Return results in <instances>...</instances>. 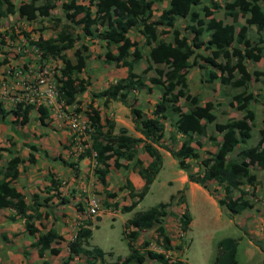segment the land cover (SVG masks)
I'll return each instance as SVG.
<instances>
[{
  "label": "trees",
  "instance_id": "16d2710c",
  "mask_svg": "<svg viewBox=\"0 0 264 264\" xmlns=\"http://www.w3.org/2000/svg\"><path fill=\"white\" fill-rule=\"evenodd\" d=\"M58 1L61 2L62 18L66 20H54L55 36L44 38L39 34L36 39H31L28 33L23 32L29 44L39 52L41 60L57 55L61 57L62 64L57 70L59 75L56 78L57 100L68 106L79 103L78 75L86 69L91 54L89 46L83 43L81 47L74 49L72 61L66 55V51L71 49L77 40L85 38L100 40L104 47L103 55L99 56L102 61L127 70L125 77L119 78L100 91L92 92V100L83 110L80 107L75 109L87 116L91 127L90 145L79 157H94L96 161L94 172L102 186L108 185L107 175L111 166L115 169L128 168L129 163L121 160L131 161L132 168L144 180L143 186L137 191L130 183L127 185L132 202L124 206L122 211H132L149 192L151 184L163 166L162 149L177 160L178 167L186 172L189 182L199 184L208 190L210 195H212L208 187L210 182L222 188L224 195L216 198V201L224 208L230 219L233 214L252 207L248 190L243 186L250 185L254 188L258 184V179L252 171L253 166L264 170V119L259 130V140L253 145H249L254 127L253 114L229 120L222 132L221 140L218 141L215 134L208 132L210 124L216 119L214 103L212 101L200 103L198 99H194L184 109L179 103L178 90L188 91L187 71L191 65H197L201 69L205 67L206 64L198 63L197 58L218 71L209 70V81L218 79L221 84L234 88L246 87L252 77L257 79L264 75V72L248 71L241 58L244 56L258 61L262 57L263 46L259 43H264V35L259 36L257 43L253 44L248 37V29L254 27L257 32H264V0H230L224 4L217 0H205L207 4L203 2L202 5V0H168L167 7L162 9L155 19H152L153 6L158 0H85L88 3L78 0H25L18 6L14 0H0V28L1 20L15 13L28 21H34L38 17L50 18L51 10ZM198 5L200 8L195 10L194 7ZM218 9H223L225 15L232 19L242 15L244 23L237 27L234 22H224L216 18L214 11ZM176 18L188 19L189 23L185 30L192 34L191 38L182 33ZM75 25H81L80 32L75 33ZM157 27L162 28L157 31ZM131 29H136L144 38L145 44L151 46L152 61L162 65L161 67L153 69L152 64H147L140 74L134 71L135 66L143 59V54L138 42L129 36ZM166 35L169 37L166 38ZM205 35L206 40L203 38ZM6 41L5 34L0 31V45H5ZM205 43L211 50L208 55L197 52ZM241 49L243 55L238 54L241 53ZM190 57H193L192 62L189 61ZM152 69L154 75L145 78L146 73ZM153 87L159 89L160 99L153 107L152 116L147 117L143 110L135 106L137 98L132 94L150 92ZM94 98H101L103 105L116 100L127 106L135 130L141 137L130 135L125 127L115 131L113 120L101 119V110L94 106ZM234 99L238 104L245 100L243 94L235 95ZM33 110L38 112L40 121L48 117V110L42 104L18 102L15 108L7 110L0 102V121H7V117L12 115L14 118L11 122L25 125L29 122ZM169 119L175 132L185 135L178 149H174L164 140L165 121ZM216 129L221 132L220 125ZM196 136H204L215 141V151L208 152L206 157L201 158L197 148L192 145V142L200 147L203 144ZM170 139L171 142L175 141L174 132L170 134ZM140 145L141 151L152 158L147 165L138 157ZM34 151L35 146H30L27 157L30 163L36 162ZM190 160L198 161V170L190 169ZM22 162L21 156L15 154L5 165L0 166V208L11 207L24 218L26 231L35 237L31 247H36L38 255L43 257L45 251L50 253L58 251L53 244L60 243L63 236L54 227L42 232L36 225L38 222L41 227L46 228L43 221L48 218V213L41 208L46 206L53 196L59 198L61 203L68 200L61 195L59 182L53 178L51 184L42 189L44 195L33 193L32 202L27 204L25 194L14 184ZM235 192L238 194L235 195ZM177 193L181 194L180 201L185 202L183 190L179 189ZM175 195L176 193L171 194L169 200H173ZM165 215L166 204L163 202L136 211L125 221L122 230L127 241L128 254L123 258L118 256L108 264H143L146 258L153 260L154 264H182L180 261L171 260L164 252L148 248L147 241H143L140 247L136 245L142 229L156 226L158 233H162L163 227L160 223ZM191 221L190 211L186 209L179 215L180 229L187 231ZM91 225L92 222L87 221L78 229L76 236L69 242V253L63 264H69L75 256L81 254L86 257L88 263L95 259L100 264H105L106 254L112 252H105L97 245H90ZM163 247L166 250L172 249L166 243H163ZM237 250V238L220 239L217 242L213 264H238ZM44 264L49 263L45 260Z\"/></svg>",
  "mask_w": 264,
  "mask_h": 264
},
{
  "label": "rangeland",
  "instance_id": "374dc122",
  "mask_svg": "<svg viewBox=\"0 0 264 264\" xmlns=\"http://www.w3.org/2000/svg\"><path fill=\"white\" fill-rule=\"evenodd\" d=\"M14 1L19 5L20 0ZM80 1L88 3L85 0H78V2ZM217 1L220 4H224L230 0ZM203 2H205V0L201 1V5ZM60 5L61 2L58 1L53 6L50 18L38 17L34 21H28L20 18L18 15H9L2 19L0 31L5 34V40L7 41L5 45H0V96L6 105L5 108L8 110L14 104L16 105V103L22 102L23 100L31 102L29 99L35 97L32 100L36 101V92L42 90L43 84L52 83L53 87L57 89L56 78L59 75V71L57 70H59L62 64L61 57L57 55L56 57L41 60L40 56L37 55L28 44L23 32L28 33L30 38H37L39 34L45 38L55 36L54 20H66L62 18ZM167 5L168 0H158L153 6L152 19L158 16L161 10L166 8ZM194 8L198 10L200 5ZM214 16L222 19L224 22H234L237 27L244 23V17H242V15H238L236 19H232L225 15L223 9L214 11ZM188 23V19H178V25L181 27L182 33L191 38L192 34L185 30V26ZM161 28L162 27H157L156 30L160 31ZM75 29V33L80 32L81 25H75ZM263 35L264 32L259 33L254 27H249L248 29V37L253 44L257 43L256 41L259 39V36ZM129 36L138 42V47L143 54V59L134 68L135 72L140 74L147 64H152L153 69L162 66L152 61L153 52L151 46L143 42L141 34L136 29H131ZM168 37L169 36L166 35V38ZM203 38L206 40L207 35L203 36ZM83 43L89 46L91 57L87 62L86 69L78 75L77 100L79 103L68 108H63L67 113H75L77 107L83 110L86 104L90 102L91 92L100 91L119 78L125 77L127 74L126 68L116 67L113 64H107L102 61V58L99 56L103 55L104 47L103 43L98 39L85 38L77 40L74 46L66 51V55L72 57L74 60V49L81 47ZM259 44L263 46V53L260 60L253 61L241 56L250 72H264V43ZM241 47L242 46H240V48ZM22 49L25 51H22ZM242 49L241 53L239 52L238 54L243 55ZM113 50H115V48H113ZM210 51V48H208L205 43L204 47L197 52L208 55ZM189 61L192 62L193 57H190ZM197 61L198 63L206 64L205 67L201 69L197 65H191L187 71L189 82L188 91L183 92L182 90H178L180 96L179 103L184 109H186L187 105L194 99H198L200 103L205 102V99H211L212 102H215V110L219 114V117H221L220 112L222 109L220 104H218L219 100H217V98L220 99L223 97L226 102H229V100L231 102V105H226L227 107L225 108L228 110L231 109L234 114H253L255 117V115L260 116L261 113L264 112V75H260L257 79L252 77L249 81V85L246 87L234 88L229 85L221 84L218 79L209 81V70L218 71L213 66L207 65V63L200 58H197ZM153 69L146 73L145 78L154 75ZM41 79H44L46 83L40 82L39 80ZM144 93L143 95H147V91H144ZM237 94L244 95L245 100L243 103L238 104L234 99V96ZM133 95L136 96L135 94H132V96ZM157 95L156 92L148 95V100L150 102L149 109L151 108V104L153 105L157 102ZM225 95L229 96V98H226ZM151 99H153V101ZM98 102L99 100L94 98V106L100 108L101 112L105 111L104 105H102V103L97 104ZM39 103L41 102L37 100L36 105ZM236 106L238 107L234 108ZM10 116L12 117V115ZM38 116L39 114L36 111H32L28 124L21 125L13 122L8 124L6 128L10 130L9 133H5L0 129V134L3 136L0 141L1 165H5L7 160L15 154L26 157L30 148L29 143L25 142L29 139H39L40 137L47 136L46 130L48 127L62 130L60 128H63V126L60 127L61 124L56 122V120L53 122L52 117L49 116L44 119V121H40ZM166 122L167 129L169 130L170 121L167 120ZM253 123L254 136L249 141L250 144L256 143L257 137L259 136L258 128L262 125L260 120H253ZM217 126L218 124L216 127ZM210 132L211 134H219V132L214 131V129L210 130ZM170 134L169 132L167 133L169 139ZM66 135L75 137L76 134L72 132L57 133L56 138L62 142L61 144H63L65 140L64 144L66 145L70 140L68 137H65ZM196 138L203 143L200 147L193 142V146L197 148L201 158L206 157L208 152L215 151V141H211L204 136H196ZM60 148L63 150L62 146ZM53 151H57V149ZM189 164L192 171L198 170V161L190 160ZM72 167L74 170H78L79 168L77 166ZM87 167L89 168V166ZM252 170L258 179V184L254 188L250 185H244L243 188L248 190V197L253 202V206L244 210L242 218L241 216L238 217V223L234 220L233 216V222H230L228 215L224 212L220 213L214 202L210 200L203 191L197 188L192 189L190 186L187 187L186 172L183 170L180 171L178 164H174L169 157H166L162 170L151 184L150 191L132 212L119 214L118 217L115 215V212L108 214L104 207L112 206L113 204L107 201L106 198L101 201L100 210H105L103 212H106L110 218H117L113 221L104 215L102 220L98 222L99 226L93 228L90 244L97 245L104 251H112L111 254L107 255L105 264L116 260L118 256H121V258L125 257L128 254V247L127 241L122 233L124 219L131 217L134 212L138 210H144L157 203L163 202L166 204V215L160 223L163 227L162 233H158L156 226L154 228L142 229L136 242L138 247L141 246L143 241H147L149 244L148 248L166 253V255L175 262L180 261L182 264H213L214 257L217 253V242L224 237H233L238 240L246 241L249 245L246 250L249 249V254L253 256V260L250 262L247 263L244 261L248 256L242 253V250H244L243 243L240 242L241 246L237 253L238 264H264V171L255 166H253ZM88 171L91 172V169L89 168ZM182 175L184 177V182L181 181ZM126 184H129L128 180H126ZM208 187L214 198L223 197L224 192L220 186L216 185L214 182H210ZM70 189L73 188L71 187ZM179 189H182L185 196H187L185 202L180 201L181 194L177 193ZM102 192L106 193V196L113 195L112 191L106 189H103ZM102 192L96 191L98 194ZM173 193H176L175 198L169 200V196ZM237 194L238 193L235 192V195ZM124 199L125 197L121 195L120 200L122 201ZM130 202H132V200ZM124 206L126 205L121 206L122 210ZM186 209L190 211L192 221L189 225V229L187 231H182L179 224V215ZM98 216L99 215L94 216L95 221ZM88 220L92 221V218ZM163 243L168 244L172 249L166 250L163 247ZM75 264H79L78 261H75ZM143 264H154V261L146 258Z\"/></svg>",
  "mask_w": 264,
  "mask_h": 264
},
{
  "label": "crops",
  "instance_id": "0c3cea01",
  "mask_svg": "<svg viewBox=\"0 0 264 264\" xmlns=\"http://www.w3.org/2000/svg\"><path fill=\"white\" fill-rule=\"evenodd\" d=\"M21 1L22 0L19 1V4L21 3ZM15 4L17 5L16 2ZM204 4H207V1H205ZM16 15L17 14L15 13L12 14L11 16H16ZM158 16L153 17V19L157 18ZM178 19L179 18H176V23H178ZM31 39H36V38H31ZM143 42H144V38H143ZM30 47L33 49V51L36 52L37 55H39V52L35 47L31 45ZM22 51L25 50L22 49ZM69 58L73 61L72 57L69 56ZM48 86H53V84L52 83H48L46 85L43 84L42 90L36 92V101L39 100L41 102L39 104H42L47 108L48 117L49 116L52 117L53 122H55L56 120V122L61 124L60 127L63 126V128H60L62 130H56L54 128L48 127L46 130L47 136L40 137L39 139H34V138L29 139L25 142V143H29V148L32 145L35 146L36 151H34V156L36 158V162L30 163L27 160L29 151L27 152L28 154L26 157L21 156L23 162L19 165L18 178L14 184L19 191L25 194V202L29 204L32 202L31 196L33 193L44 195L41 192L42 189H44L45 186H49L53 178L59 182L60 185L59 190L61 192V195L66 197L68 201L66 203H61L59 201V198L53 196L52 199L48 202V204L41 208L42 211L48 213V218L44 219L43 221L46 228L41 227L38 222H36V225L40 228L42 232H45L46 229L49 227H54L59 232V234L63 236V240L60 241V243L53 244L54 247L58 248L57 252L50 253L49 251H45L44 256L40 257L38 255L37 248L31 247V244L35 240V237L30 235L26 231L24 218L19 216L15 211V209L11 207L0 208V264H44L45 260L48 261L49 264H63L64 258H66L69 253V248H68L69 242L76 236L78 229L81 226L85 225V222L91 221L88 220L89 218H92L91 228L93 233V228L99 226L98 222L102 220L104 215H106L108 219L115 221V219L119 216V214L125 213L122 211L121 206L129 205L131 203L130 201L132 200V198L129 196V189H128L129 187H127L126 180L129 181V183L136 191L139 190L144 184L143 178L137 173L136 170L132 168V162L121 160V162L129 163L128 168L115 169L113 166H111L109 174L107 175L108 185L106 187L102 186V184L99 182L94 172V168L96 167V161L94 157H89V156L79 157L81 153L84 151V149L87 148L91 142V137H90L91 127H89L87 116L83 112H77V111H75V113H67V111H65L63 108H68L71 106L63 105V103L57 100V97H56L57 105H54L53 107H49L48 98L50 97V95L47 90ZM155 92L158 94L157 99L159 100L160 92L159 89L155 87L151 89V92H147V95H143L145 94L144 91L136 93L137 101L135 102V106L143 110L145 116L147 117L152 116V111L155 104V103L153 105L151 104V108L150 109L148 108L150 104L148 100L149 99L148 95L154 94ZM90 97H91L90 98L91 101L92 92ZM225 97L229 98V96L227 95H225ZM32 99H29V101L31 102H28V100H23L22 102L36 104V101H33ZM51 99L53 100L52 97ZM97 99L99 100L97 104L102 103L103 105V100L101 98H97ZM151 100L153 101V99ZM217 100H219L218 104H220L222 109L220 112L221 117H219V114L214 109L216 119L212 124H210L208 132H210V130L213 129L214 131L218 132L217 131L218 129H216V125L217 124L220 125L221 132H219V134L217 135L215 134L217 140L220 141L222 137V132L226 129L227 122L234 118H241L243 114L237 115L234 114L231 111V109L228 110L227 108H225L231 105L230 100L229 102L228 101L226 102V100L223 97H221L220 99L217 98ZM206 101H212V100L205 99V102ZM0 102L3 104L4 107L6 106L1 96H0ZM213 103L216 107L215 102ZM15 106L16 105L14 104L11 108H9V110H12L13 108H15ZM104 107H105V111L101 112V119L103 120L105 118H109L113 120L115 122V131H118L120 127H125L127 128L128 133L130 135L135 137H141V134L135 130L134 124L131 120V114L129 108L127 106L123 105L120 101L112 100L108 102L106 105H104ZM237 107L238 106L234 108ZM10 117H11L10 115L7 117L6 119L7 121H0V129H2V131H4L5 133L10 132V130L6 128L8 124L12 123L11 120L14 118L13 116L11 118ZM30 117H31V113H30ZM263 119H264V112H262L260 116L255 115L254 120L255 121L260 120L262 122ZM166 121H165L166 129L164 134V140L174 149H178L185 135L177 131L175 132V129L171 126V124H169L170 128L168 130ZM168 121H170V119ZM13 123L18 124V122H13ZM262 126L263 123L258 128V133L260 128H262ZM65 132L66 133L72 132L73 134H76L75 137L71 135L65 136L70 139L69 142L66 143V145L64 144L65 140L63 141V144H61L62 142H60L59 139L56 138L57 133H65ZM168 132L169 133L174 132L176 136L175 141L171 142V139H169V136H167ZM253 136L254 135L252 131V137ZM73 137L75 140L73 139ZM2 138L3 136L0 134V141L2 140ZM258 140H259V136L257 137L256 142ZM249 145H253V144L249 143ZM61 146L63 147V150L60 148ZM54 149H57V151H53ZM161 152L163 155V166L166 157H169L174 164H177V160L174 159L168 151L162 149ZM138 157L143 161L144 165H147L152 160V158L146 152L141 151V145L139 146ZM71 164H73L72 166L79 167L78 170L76 169L74 170ZM0 166H3L1 165V160H0ZM87 166H89L91 172L88 171L89 168ZM70 170L72 171V173ZM181 170L182 169H180V171ZM181 181L184 182L183 175L181 177ZM186 183H187V187L190 186L192 189L197 188L203 191V193H205L207 197L214 202L217 210L220 213L224 212L227 214L224 208L218 205L216 198L210 195L209 192L199 184L194 182H189L187 180V175H186ZM69 187L70 188L72 187L74 190L70 189ZM103 189L112 191L113 195L106 196V193L102 192ZM96 191H101L102 193L98 194L96 193ZM121 195L125 197V199L122 201L120 200ZM91 197L96 198V200L99 203V207L101 206V201H103L104 198H106L107 201H110L113 205L104 208L106 209V212H108V214L115 212V215H117V217L110 218L106 212H103L105 210H100L98 214L99 215L98 217L100 219L99 220L97 219L95 221L94 216H91L88 213V200ZM251 203L253 204L252 201ZM243 213L244 211L233 214V218L237 223L239 222L238 217L241 216L242 218ZM128 218L130 217L124 219L123 226ZM229 221L233 222L232 219H229ZM240 242L243 243L244 250H246V248L249 246L246 241L238 240L237 253L239 252V247L241 246ZM89 243H90V239H89ZM244 250H242V253L248 256L244 261L248 263L251 260H253V256L249 254V249H247L246 251ZM107 255L108 254H106L105 256V261ZM75 261L76 262L78 261L79 264H100L99 261L95 259L92 260L91 263H88L86 257L82 254L75 256L73 260L69 262V264H75Z\"/></svg>",
  "mask_w": 264,
  "mask_h": 264
},
{
  "label": "built area",
  "instance_id": "2783aa9c",
  "mask_svg": "<svg viewBox=\"0 0 264 264\" xmlns=\"http://www.w3.org/2000/svg\"><path fill=\"white\" fill-rule=\"evenodd\" d=\"M39 81L42 83H46L44 81V79H41ZM47 90H48L49 95H50V97L48 98L49 107H53L54 105H57V103H56L57 89L54 88L53 86H48ZM51 97L53 98V100L51 99ZM99 211H100V207H99L98 201L96 200V198L91 197L88 200V213L91 216H95V215L99 214Z\"/></svg>",
  "mask_w": 264,
  "mask_h": 264
}]
</instances>
